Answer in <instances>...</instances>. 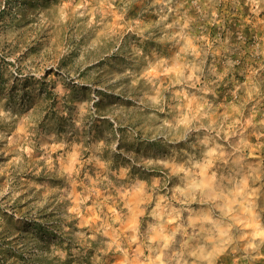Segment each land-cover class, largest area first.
Listing matches in <instances>:
<instances>
[{
	"label": "rangeland",
	"instance_id": "374dc122",
	"mask_svg": "<svg viewBox=\"0 0 264 264\" xmlns=\"http://www.w3.org/2000/svg\"><path fill=\"white\" fill-rule=\"evenodd\" d=\"M0 264H264V0H0Z\"/></svg>",
	"mask_w": 264,
	"mask_h": 264
}]
</instances>
